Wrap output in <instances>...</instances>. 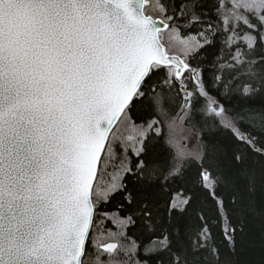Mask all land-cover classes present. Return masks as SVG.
Wrapping results in <instances>:
<instances>
[{
	"label": "snow or ice",
	"instance_id": "6c2138e0",
	"mask_svg": "<svg viewBox=\"0 0 264 264\" xmlns=\"http://www.w3.org/2000/svg\"><path fill=\"white\" fill-rule=\"evenodd\" d=\"M0 264H264V0H0Z\"/></svg>",
	"mask_w": 264,
	"mask_h": 264
},
{
	"label": "trees",
	"instance_id": "16d2710c",
	"mask_svg": "<svg viewBox=\"0 0 264 264\" xmlns=\"http://www.w3.org/2000/svg\"><path fill=\"white\" fill-rule=\"evenodd\" d=\"M189 127L190 126L188 124H186V123H184V124H180L179 123V125H178V129L176 130V134L175 135H178L179 137H182L183 138L182 141L180 143H178V144H180V146H183L185 144V140L187 139V135H186L187 132H186V130L189 131ZM163 132H164L165 135L168 134L169 130H168L167 126H164L163 127ZM172 133H173V131H172ZM189 136H191V135H189ZM183 140H184V143H183ZM117 163H119V162L117 161ZM176 191L178 192L179 191V188H176Z\"/></svg>",
	"mask_w": 264,
	"mask_h": 264
},
{
	"label": "rangeland",
	"instance_id": "374dc122",
	"mask_svg": "<svg viewBox=\"0 0 264 264\" xmlns=\"http://www.w3.org/2000/svg\"><path fill=\"white\" fill-rule=\"evenodd\" d=\"M178 125H179V123L177 124V126L173 129V136H174V139H175V141H176V145H177V147H180V144H178V143H180L181 141H182V137H179L178 135H175L176 134V130L178 129ZM186 132H187V139L185 140V144L183 145L184 147H187V148H190L191 146H192V144L194 143V140L193 139H191L190 137L191 136H189L190 135V132L188 131V130H186ZM179 140H178V139ZM183 143H184V140H183Z\"/></svg>",
	"mask_w": 264,
	"mask_h": 264
}]
</instances>
